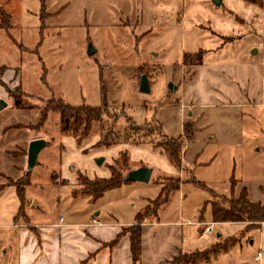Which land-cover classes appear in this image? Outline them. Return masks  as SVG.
Instances as JSON below:
<instances>
[{
    "label": "rangeland",
    "instance_id": "374dc122",
    "mask_svg": "<svg viewBox=\"0 0 264 264\" xmlns=\"http://www.w3.org/2000/svg\"><path fill=\"white\" fill-rule=\"evenodd\" d=\"M214 1L0 0L9 19L0 22V100L6 104L0 110V264H12L16 254L12 226L21 204L6 182L24 176L28 145L39 139L47 145L28 176L15 223L38 240L41 229L55 224L75 230L62 237L72 244L62 264H113L114 254L122 257L128 226L161 194L158 177L175 171L179 189L143 223L176 222L183 246L193 250L235 239L209 264H264V255L254 260L264 253L262 223L246 230V224L216 223L201 234L213 222L212 204L227 205L243 188L250 201L264 205V109L238 106L232 94L247 67L254 82L264 81V0H218V7ZM90 45L96 52L88 56ZM142 74L148 93L139 91ZM52 98L71 106L106 104L109 114L77 145L61 131L59 114L49 112L40 123ZM164 135L183 138L179 170L153 146ZM103 137L109 146L98 144ZM122 152L128 155L122 177L142 166L152 170L149 182L122 183L96 200L82 194L78 172L106 178L110 165L123 164ZM96 225L109 228H86ZM197 253L180 252L168 264L181 258L203 264ZM128 255L133 264L130 246ZM151 255L146 251L136 264Z\"/></svg>",
    "mask_w": 264,
    "mask_h": 264
},
{
    "label": "trees",
    "instance_id": "16d2710c",
    "mask_svg": "<svg viewBox=\"0 0 264 264\" xmlns=\"http://www.w3.org/2000/svg\"><path fill=\"white\" fill-rule=\"evenodd\" d=\"M249 4L260 5L262 0H243ZM8 19L7 13L2 10L0 6V22L6 23ZM3 28H7L6 24L2 25ZM8 36V35H7ZM9 38H11L9 36ZM40 46V42L37 47ZM18 104V103H17ZM49 112H55L59 114L61 131L63 133H70L74 136L76 144L80 145L81 142L86 139L91 131L92 125L94 123H101L108 113V107L106 104L101 106H71L64 103L60 99H49L46 101L44 108L40 113V123H42ZM185 130L187 128L185 127ZM182 137L177 139L167 138L166 135L162 136L160 141L155 143L153 146L158 148L166 156L168 162L176 169L181 168V160L183 154ZM100 146H109L107 139L105 137L100 138L98 141ZM120 157L123 158V164L117 160L113 165L108 167L109 177L108 178H94L88 179L85 175L78 172L77 179L80 185L83 187L81 193L87 196H92L93 200L98 199L107 190L119 187L122 182L123 172L120 169H124L128 163V155L126 152H122ZM144 166V165H143ZM142 167V166H141ZM30 173L24 174L22 178L14 180H7L6 187H15L17 196L20 200V206L17 213L21 212L24 202V191L27 186H29L28 176ZM163 177V178H161ZM168 180V185L164 182ZM157 184H161L162 191L157 200L151 201L142 212L136 215V221L134 225L128 226L129 234V246L132 255V263H138L141 253V224L145 219L150 216L155 217L159 207L165 202L166 196L175 190L179 189L180 178L178 175H160L157 179ZM234 184L232 185V189ZM4 187H0V191ZM164 193V194H163ZM76 194V193H74ZM153 207L152 209H150ZM150 209V210H149ZM212 219L215 223H241L246 224L245 230L251 227H260L261 223H264V205L258 202H252L248 199L247 191L243 188L240 192L238 198H233V196L228 200V204L224 205L223 201H216L212 204ZM17 217V216H16ZM235 239L228 238L225 242L215 243L204 250H199L195 254V259L205 258L203 264H209L213 257L219 255L220 253L226 252L229 248L234 245ZM194 252V253H195ZM175 260H178L175 259ZM187 260L188 257H187ZM180 264H196L195 261L190 260L184 261L183 258L178 260Z\"/></svg>",
    "mask_w": 264,
    "mask_h": 264
},
{
    "label": "crops",
    "instance_id": "0c3cea01",
    "mask_svg": "<svg viewBox=\"0 0 264 264\" xmlns=\"http://www.w3.org/2000/svg\"><path fill=\"white\" fill-rule=\"evenodd\" d=\"M246 69L247 71L249 70L248 67ZM247 71L245 74H242V76L237 77V81H239V89L232 92L235 96L233 100L236 105L241 107L264 109V81L262 79L261 82H254L252 78V69L250 70V75H247ZM240 85L243 87V90ZM189 106L192 107L193 105L189 104ZM174 174H177L176 171ZM109 175L110 173L106 178H108ZM24 212L28 218L27 209H25ZM16 215L13 217L14 225L12 228L18 230L14 234L17 237V247L15 256H11V258H13L12 264H62L64 259L63 256L67 257L68 255L66 252L67 250L65 253L64 250L67 249V247H72V244L66 243L65 245L62 237L64 235L67 237L76 234V231L69 227H59L55 224L51 226L50 229L40 230L39 241L34 235L29 233L26 225L20 224L19 222L15 223L17 221ZM263 224L264 223H262V225ZM178 226L179 225L176 224V222L159 223L158 221H150L141 224V260H144L146 251H150L152 254L146 259V262H144L145 260L142 261V264H168L173 257L180 252L189 254L199 251V249H190L187 245L183 246L182 240L180 239L181 230L178 229ZM86 228H89L88 231L90 232L96 231L98 233L103 232V230H106L105 228H109V226L99 227L96 225ZM149 233L152 235L150 241L147 238V234ZM165 235L167 237L168 235H174L176 240H169V237L167 239ZM211 245L212 244H209L207 247L201 248L200 251ZM118 248L120 247L115 249V253H119L120 250ZM186 248L188 249L185 250ZM121 249H123L124 255L120 257L119 254H114L111 258L112 260L109 259V261L111 260L113 264H115L114 262H116V264H130V257L128 255L129 242L127 240L121 244ZM4 260L5 257L0 258V261Z\"/></svg>",
    "mask_w": 264,
    "mask_h": 264
},
{
    "label": "water",
    "instance_id": "95a60500",
    "mask_svg": "<svg viewBox=\"0 0 264 264\" xmlns=\"http://www.w3.org/2000/svg\"><path fill=\"white\" fill-rule=\"evenodd\" d=\"M215 6L220 5V1L216 0L214 1ZM95 49L90 45L87 48V55L91 56L95 53ZM172 86V85H170ZM172 90H175V87H171ZM139 91L142 93H148L149 92V85L147 78L144 74L141 75L140 79V87ZM6 106L5 102L3 100H0V110L3 109ZM47 143L43 140H33L30 142L27 148V167H26V173H30L31 170L34 168V166L37 164V158L42 149L46 147ZM103 162V159H97L96 164L101 165ZM152 174V170L147 167H139L134 170L129 171L126 176L122 178V182H141V183H147L150 180Z\"/></svg>",
    "mask_w": 264,
    "mask_h": 264
},
{
    "label": "built area",
    "instance_id": "2783aa9c",
    "mask_svg": "<svg viewBox=\"0 0 264 264\" xmlns=\"http://www.w3.org/2000/svg\"><path fill=\"white\" fill-rule=\"evenodd\" d=\"M188 224H191V223H188ZM215 225H216L215 222H210V223L204 224V229L202 230L201 234L211 233L213 231ZM263 255H264V253L261 250H259L257 255L254 257V260L260 261V259L262 258Z\"/></svg>",
    "mask_w": 264,
    "mask_h": 264
}]
</instances>
